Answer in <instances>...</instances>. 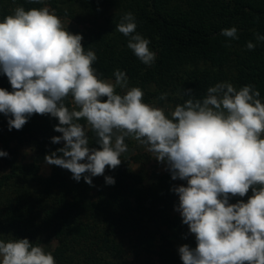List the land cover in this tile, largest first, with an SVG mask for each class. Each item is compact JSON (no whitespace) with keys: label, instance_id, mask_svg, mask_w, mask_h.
Returning <instances> with one entry per match:
<instances>
[{"label":"clouds","instance_id":"9594fccd","mask_svg":"<svg viewBox=\"0 0 264 264\" xmlns=\"http://www.w3.org/2000/svg\"><path fill=\"white\" fill-rule=\"evenodd\" d=\"M32 2L44 6L27 11L17 6L0 21V74L12 89L0 88V114L9 117L8 130H21L35 114L58 120L54 131L62 135L51 142L63 147L45 155V163L90 186L92 177L121 164L128 151L125 139H134L166 164L173 181L186 182L171 189L179 198L175 210L196 240L195 248H178L183 264H264V102L259 90L219 82L196 99L193 90L183 89L176 95L189 98L166 114L144 102L140 87H129L125 72L116 69L114 80L102 79L93 67L97 55L85 51L83 36L68 31L45 0ZM136 28L131 12L116 26L135 56L152 66L156 53ZM237 33L233 26L220 35L235 40ZM255 39L264 42V35L255 33ZM255 47L252 41L246 44L248 50ZM69 97L71 108L65 103ZM89 132L98 148L90 147ZM8 155L0 150V157ZM105 182L114 185L115 179L105 176ZM250 191L246 202L230 203ZM0 264L56 261L27 238L0 239Z\"/></svg>","mask_w":264,"mask_h":264},{"label":"trees","instance_id":"16d2710c","mask_svg":"<svg viewBox=\"0 0 264 264\" xmlns=\"http://www.w3.org/2000/svg\"><path fill=\"white\" fill-rule=\"evenodd\" d=\"M48 5L57 15L93 24L86 27L82 45L85 51H95L93 67L102 79L114 80L119 69L126 73L129 87L157 97L168 93L166 100L174 105L189 98L176 95L183 89L202 99L219 82H230L238 90L251 84L264 102V42L255 39V33L264 35V0H48ZM17 6L27 11L44 4L0 0V21ZM128 12L135 17L136 32L150 40L149 48L156 53L152 66L143 64L127 47L129 38L116 30ZM233 26L239 39L220 35ZM248 41L256 44L254 50L246 48ZM151 87L156 88L153 94ZM0 88L12 90L3 74ZM65 103L73 107L71 97ZM8 119L0 114V150L9 154L0 157L9 169L5 175L0 170V193L22 180L39 182L43 191L35 197L26 192L6 200L0 197V239L27 238L39 244L48 235L50 243L57 242L50 250L56 264H124L125 249L118 239L131 231L136 234L135 247L155 250L159 264H183L175 242L161 229L177 225L171 215L177 195L165 176L160 184L163 201L149 207L143 203V186H136L143 182L141 175L128 174L124 187L118 183L115 191L94 177L93 186L83 179L77 182L70 171L57 166L43 180L38 177L39 166L20 164L18 155L33 141L52 152L63 147L51 142L53 136L62 135L54 131L58 120L35 114L21 130L9 131ZM89 138L90 147L98 148L91 132Z\"/></svg>","mask_w":264,"mask_h":264},{"label":"rangeland","instance_id":"374dc122","mask_svg":"<svg viewBox=\"0 0 264 264\" xmlns=\"http://www.w3.org/2000/svg\"><path fill=\"white\" fill-rule=\"evenodd\" d=\"M48 5V0H45ZM56 13V12H55ZM57 15V14H56ZM65 28L73 34H81L86 32V27H91L93 24L88 20L78 22L67 17L58 15ZM149 91L153 94L156 88L151 87ZM145 103H155L156 106L164 108L166 114H170L174 110L175 105L169 103L167 100H158V97L153 95L144 94ZM90 137V132L88 133ZM125 143L128 145V151L123 153L120 157L122 160L121 164L115 169H107L103 176H97L96 182H100L103 186L110 187V189L116 190V185L119 183L120 187H124L127 183L128 174L141 175L143 182L141 185H136L141 187L144 195L143 203L145 206H150L154 202L163 201V194L160 191V184L162 182V177L165 176L167 182H172L173 186H178L185 184V181L171 179V174L166 170V164L157 161L154 156L147 152L144 146L140 145L137 141L132 138H126ZM63 145V142H62ZM52 151L45 149L35 141L27 143L25 146L21 147L20 154L18 155V162L22 165H37L39 166L38 177L46 180L49 178L53 172V166L47 165L45 163V155L51 154ZM0 170L1 174L5 175L9 172L8 167H6L0 158ZM105 176H111L115 179L114 185H107L105 182ZM43 187L40 186L39 182L32 180H22L11 184V186L5 191L0 193L1 200H6V198H15L17 194L28 193L31 196H39L42 194ZM251 191L243 198L233 197L230 203H236L238 200L243 199L245 202L248 197L251 196ZM179 202V198L177 196ZM133 203L135 200H131ZM131 202V203H132ZM172 217L175 219V228H167L162 226L161 229L170 236V238L175 242L176 249L184 244H188L190 247H196V240L193 234L189 233L188 226L182 223V218L175 209L171 212ZM145 224H149L148 220L144 221ZM135 233L127 231L126 233L119 236V242L123 244L125 249V259L124 264H159L158 256L155 250L152 252H145L142 249L135 247ZM41 244L46 252L55 249L57 247V242L50 243L48 235H43Z\"/></svg>","mask_w":264,"mask_h":264}]
</instances>
